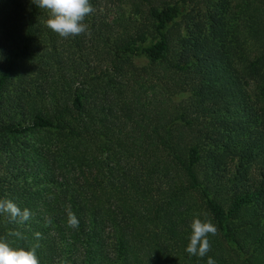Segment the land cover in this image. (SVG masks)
<instances>
[{"label": "trees", "instance_id": "1", "mask_svg": "<svg viewBox=\"0 0 264 264\" xmlns=\"http://www.w3.org/2000/svg\"><path fill=\"white\" fill-rule=\"evenodd\" d=\"M90 3L65 39L0 0V199L32 213L0 239L40 264H264V0Z\"/></svg>", "mask_w": 264, "mask_h": 264}, {"label": "clouds", "instance_id": "2", "mask_svg": "<svg viewBox=\"0 0 264 264\" xmlns=\"http://www.w3.org/2000/svg\"><path fill=\"white\" fill-rule=\"evenodd\" d=\"M31 2L47 13L46 26L60 37L67 39L90 34L88 25L85 23V18L95 11L90 0H31ZM0 214H6L10 222L17 224L28 221L32 216L29 209L22 210L11 199L6 198L0 199ZM48 224H51V219L46 220L45 226ZM67 225L73 229L79 227V219L71 210L70 205L67 208ZM190 228L191 234L186 252L200 258L207 256L211 251L209 236L217 235V226L210 218L200 219L194 216ZM10 235L23 239L19 231L12 232ZM41 236V233H35L37 240ZM0 264H40V262L36 256L35 247L31 249L12 247L5 239H0ZM207 264H217V262L209 257Z\"/></svg>", "mask_w": 264, "mask_h": 264}, {"label": "rangeland", "instance_id": "3", "mask_svg": "<svg viewBox=\"0 0 264 264\" xmlns=\"http://www.w3.org/2000/svg\"><path fill=\"white\" fill-rule=\"evenodd\" d=\"M136 62H141V61L136 60Z\"/></svg>", "mask_w": 264, "mask_h": 264}]
</instances>
